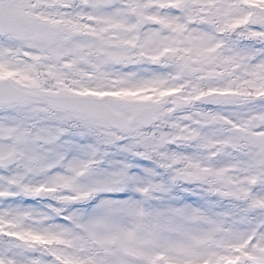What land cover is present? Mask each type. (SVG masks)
<instances>
[{
    "label": "snow or ice",
    "instance_id": "obj_1",
    "mask_svg": "<svg viewBox=\"0 0 264 264\" xmlns=\"http://www.w3.org/2000/svg\"><path fill=\"white\" fill-rule=\"evenodd\" d=\"M0 264H264V0H0Z\"/></svg>",
    "mask_w": 264,
    "mask_h": 264
}]
</instances>
